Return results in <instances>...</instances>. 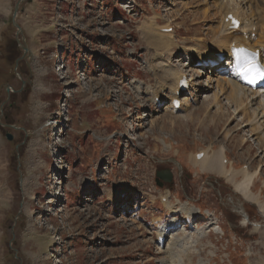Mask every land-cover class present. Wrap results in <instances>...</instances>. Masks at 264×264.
I'll use <instances>...</instances> for the list:
<instances>
[{"label":"rangeland","instance_id":"rangeland-1","mask_svg":"<svg viewBox=\"0 0 264 264\" xmlns=\"http://www.w3.org/2000/svg\"><path fill=\"white\" fill-rule=\"evenodd\" d=\"M19 1L0 0V264L167 260L155 242L170 217L158 200L167 188L218 215L222 230L184 241L172 264H264L263 214L191 161L223 147L227 168L259 170L252 193L264 205V137L257 140L248 122L264 94L254 96L247 117L223 97L221 110L209 104L214 89L193 94L174 115L160 111L166 100L154 105L131 84L154 83L140 32L151 22L170 25L172 65L189 81L202 86L217 73L186 68L181 50L218 24L216 0ZM161 171L170 182L156 177ZM198 224L185 227L192 241L195 227L205 226Z\"/></svg>","mask_w":264,"mask_h":264},{"label":"bare ground","instance_id":"bare-ground-1","mask_svg":"<svg viewBox=\"0 0 264 264\" xmlns=\"http://www.w3.org/2000/svg\"><path fill=\"white\" fill-rule=\"evenodd\" d=\"M236 1L216 0L214 2V6L217 9V12L214 15L218 14V16H220L218 24H216L212 30H208L205 38L203 36L202 38L199 37L194 39L192 43L195 42V44H190L186 48L181 49L183 50V61L186 63V68H189V66L192 64H197L201 68L203 67L202 69H204L206 65L209 66L212 56L217 53H221L225 56L226 60H230V49L232 46L235 48L246 47L251 50H258L261 60L264 64V0ZM229 15H232L240 22L239 29H230V23L225 22V19ZM168 28L170 29V25L159 26L151 22L146 30L142 29L140 31L141 35L144 37V41L152 50V58L146 63V68L153 76L154 83L153 85H149L143 84L139 81H132L131 84L134 90H136L138 93H144L146 99H148V101L154 105H157V103L160 104L166 100L167 102L162 103L159 106L160 111L162 113L169 112L171 114L174 113V115H177L178 112L183 110L185 105L187 107L188 103L193 98V94L196 95V93H198L200 90L208 91L210 89H214V93L211 97L212 102L209 104H213V106L217 105V109L221 110L222 108L219 105V101L220 98L223 97V99H225V101L233 107L235 114H241L242 116L247 117L248 110H250V103L253 101L254 96L259 97L261 94L252 92L238 83L230 68L229 61H224V63L219 67L214 68L217 73L210 77L211 79L209 78L206 83H203L204 85L201 86L191 80L189 82V88L187 89V92L179 97L178 93L180 92L178 89V84L180 79L183 76H186V74L177 69L175 65H172L171 58L173 54L171 53V49L177 44L173 41V34L164 33L162 31L163 29ZM208 36L210 38L208 41H206V37ZM207 68L208 69H205V72L209 73L210 68ZM59 71L61 72V69ZM218 71L220 73H218ZM200 74L204 73L200 71ZM57 75L60 76L62 73ZM203 93L204 92H201V94ZM262 93H264V90ZM174 99H178L180 101V106L177 110L173 109L172 107V101ZM198 109H196V111ZM255 111L256 110H253L251 112L252 120L251 117H249L248 122L249 124L251 122V126L254 127L253 129L251 128V131L254 132L253 136L256 135L257 140L261 141V139L264 137V134H262L260 131L262 126L259 124L255 125V123L262 119L259 118V116L262 117V115H264V106L254 116ZM200 152L203 154L200 159L196 158L197 153L192 155V164L195 167H198L200 171L207 172L209 174H218L219 176L223 177L226 182L230 183L233 191L238 194L244 200V202L255 205L259 214L261 216L263 214L264 216V205L259 204V199L257 201L258 196L255 194L257 196L256 197L252 193L253 180L255 179L259 170L257 174L255 172L251 174L247 170H235L232 167L227 168V164H225L227 163V158L225 156L223 147L219 148L218 152H213L212 156H209L208 152L206 151L202 150ZM239 175L240 179L236 180V177ZM159 196L160 200L163 202V206L170 210V213L184 212L191 215L192 217L193 215H196V209L194 207L188 206L186 202L174 203L168 201L170 196H168L167 193L164 195L162 193ZM239 210L241 211L242 209L240 208ZM177 220V218L171 216V218L165 222V225L157 232V238L164 237L165 239L162 249L167 255L168 259L163 260L160 258H155V263L172 264L171 261L173 259V255L176 253V249L181 247V245L184 244V241H187L188 243H195L197 238H201L203 234H207V229L215 226L205 225L202 228L195 227L193 233L196 234V238L194 241H192V234L186 231L187 228L184 226H180L178 228V226L174 224ZM245 220L246 217H244V221ZM218 229L222 231L220 228L216 229V226L212 227L210 231L216 233L218 232ZM179 233L184 234L179 237ZM200 246H202V244H200ZM206 247V253L208 257L210 259L214 258L216 251L215 245L208 241L206 242ZM196 263L204 264L201 258L197 259ZM247 264H256V260L249 259Z\"/></svg>","mask_w":264,"mask_h":264},{"label":"snow or ice","instance_id":"snow-or-ice-1","mask_svg":"<svg viewBox=\"0 0 264 264\" xmlns=\"http://www.w3.org/2000/svg\"><path fill=\"white\" fill-rule=\"evenodd\" d=\"M242 53L243 50H240ZM239 55V53L237 54ZM239 67V75L247 80L249 83H253L254 80L249 78V73L254 72L255 76L261 79H264V72H261L259 69L255 68V65L251 59L242 58Z\"/></svg>","mask_w":264,"mask_h":264},{"label":"water","instance_id":"water-1","mask_svg":"<svg viewBox=\"0 0 264 264\" xmlns=\"http://www.w3.org/2000/svg\"><path fill=\"white\" fill-rule=\"evenodd\" d=\"M25 1H27V0H20L19 3H20V2H25ZM19 3H18V4H19ZM17 9H18V5L15 7L14 12H13V15H12V25H13L14 27H16L17 30H19L18 25H17V24L15 23V21H14L15 16H16V13H17ZM6 139H7V140H10V139H11L10 135H7V136H6ZM156 177L159 178L160 180H162L163 182H170V180H171V174L169 173V171H165V172H163V173H159V172H158V173L156 174Z\"/></svg>","mask_w":264,"mask_h":264}]
</instances>
